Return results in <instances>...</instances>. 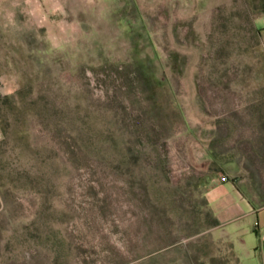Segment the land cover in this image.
<instances>
[{
	"label": "rangeland",
	"instance_id": "1",
	"mask_svg": "<svg viewBox=\"0 0 264 264\" xmlns=\"http://www.w3.org/2000/svg\"><path fill=\"white\" fill-rule=\"evenodd\" d=\"M226 179L264 201V0H0V264H241Z\"/></svg>",
	"mask_w": 264,
	"mask_h": 264
},
{
	"label": "crops",
	"instance_id": "2",
	"mask_svg": "<svg viewBox=\"0 0 264 264\" xmlns=\"http://www.w3.org/2000/svg\"><path fill=\"white\" fill-rule=\"evenodd\" d=\"M206 196L217 226L235 231L243 251L241 264H264V201L233 179L214 182Z\"/></svg>",
	"mask_w": 264,
	"mask_h": 264
}]
</instances>
